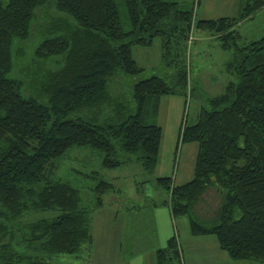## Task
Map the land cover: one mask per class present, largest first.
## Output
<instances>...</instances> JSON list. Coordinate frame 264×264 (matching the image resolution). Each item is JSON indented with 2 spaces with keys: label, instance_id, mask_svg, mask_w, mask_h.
I'll return each instance as SVG.
<instances>
[{
  "label": "trees",
  "instance_id": "trees-1",
  "mask_svg": "<svg viewBox=\"0 0 264 264\" xmlns=\"http://www.w3.org/2000/svg\"><path fill=\"white\" fill-rule=\"evenodd\" d=\"M48 5L55 14L48 12L47 22L35 28L36 10ZM191 5L184 9L176 0H0V264H47L43 254L76 255L92 242V209L82 203L80 189L52 176L56 160L81 146L100 152L103 168L128 163L134 154L145 170L153 171L162 137L155 123L160 99L183 95L187 103L195 89L200 91L192 87L184 54L203 38L229 52L228 77L223 76L222 91L200 106L196 122L182 128L180 140L197 143L193 177L182 184L157 177L169 191L161 205L168 206L173 219L187 217L192 236H214L231 259L264 264V31L247 38L236 29L253 18L264 0H243L235 16L197 22ZM194 31L211 36L193 38ZM35 35L39 40L25 71L28 77L12 76L14 57L20 58L14 43ZM156 37L162 60L174 69L172 79H137L132 107L114 75H139L143 68L131 48L151 46ZM98 175L85 176L95 181L93 201L101 206L102 195L115 187ZM209 189L219 201L202 216L195 207ZM44 210L59 213L19 221ZM154 263L185 264L177 234L156 249Z\"/></svg>",
  "mask_w": 264,
  "mask_h": 264
},
{
  "label": "rangeland",
  "instance_id": "rangeland-1",
  "mask_svg": "<svg viewBox=\"0 0 264 264\" xmlns=\"http://www.w3.org/2000/svg\"><path fill=\"white\" fill-rule=\"evenodd\" d=\"M181 7H193V20L217 19L222 16H235L242 7L243 0H176ZM192 9V8H191ZM35 28L45 24L55 10L51 5L44 9L38 8ZM48 13V14H47ZM247 38H258L264 31V6L253 18L244 21L236 27ZM211 36L208 32L194 31L193 38ZM39 37L33 36L26 41H16L13 46L14 69L12 76L28 77L25 71L31 67L30 56L37 46ZM199 39L190 44L184 54L189 70L192 87H197L195 93L188 99L183 95L164 96L160 99L158 115L155 123L161 126V142L158 151L156 168L149 172L145 170L135 155L133 160L114 168H103V155L89 147H70L66 153L56 160L57 167L52 176L55 179L68 181L81 191L82 203L92 209V242L84 245L78 254H43L47 264H125L128 259L142 248L161 243L159 231H169L177 234L184 251L185 264H263L254 260L237 261L231 259L225 251L215 245V237L192 236L189 231L188 219L180 216L171 217L168 206H159L169 195L167 189L158 185L156 178L170 176L175 184H182L193 177L196 142H182L180 132L184 126L192 125L197 120L200 106L206 104V98L222 91L224 64L230 54L220 49L216 40ZM132 56L143 70L137 76L117 72V84L121 87L125 100L134 107L132 100V84L140 78L153 75L165 77L171 81L174 69L161 58L160 38H154L151 46L133 45ZM58 58H54L57 61ZM50 66L52 62H42ZM56 67V66H55ZM54 67V68H55ZM20 71V72H19ZM228 77V76H227ZM190 84V83H189ZM222 88V89H221ZM137 155V154H136ZM99 172L98 178L112 182L114 190L102 195V205L94 203L95 194L91 190L95 181L85 175ZM101 174V175H100ZM219 201L218 194L213 189L207 190L203 199L195 209L202 216H208ZM157 207L166 208L168 213L167 226L162 222ZM58 210H44L27 213L19 219L20 222L34 221L40 218H52ZM166 243L160 244L164 247ZM217 244V243H216ZM217 246V247H216ZM121 247V248H120ZM156 251V250H155Z\"/></svg>",
  "mask_w": 264,
  "mask_h": 264
},
{
  "label": "crops",
  "instance_id": "crops-1",
  "mask_svg": "<svg viewBox=\"0 0 264 264\" xmlns=\"http://www.w3.org/2000/svg\"><path fill=\"white\" fill-rule=\"evenodd\" d=\"M159 206H161V204ZM162 207H166V206L163 205ZM162 207H157L155 209L157 212V216L159 213L161 216L162 222L167 226V224H168V213L166 211V208H162ZM159 235L161 236V241H160L161 243L153 245L151 247L142 248V249H139V247H138V251H136V253L134 255H132L125 264H155L154 263L155 250L157 248H159L162 244L166 243V240L170 236H172L169 231H159ZM182 254H183V263H185V257H184L185 253H184L183 249H182Z\"/></svg>",
  "mask_w": 264,
  "mask_h": 264
}]
</instances>
